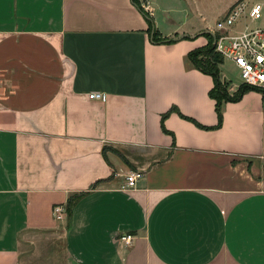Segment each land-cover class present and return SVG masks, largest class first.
Masks as SVG:
<instances>
[{
    "label": "crops",
    "instance_id": "obj_1",
    "mask_svg": "<svg viewBox=\"0 0 264 264\" xmlns=\"http://www.w3.org/2000/svg\"><path fill=\"white\" fill-rule=\"evenodd\" d=\"M137 1L147 16L0 0V264H264L263 98L223 103L214 129L180 117L216 123L212 79L186 59L212 26L197 0Z\"/></svg>",
    "mask_w": 264,
    "mask_h": 264
},
{
    "label": "built area",
    "instance_id": "obj_2",
    "mask_svg": "<svg viewBox=\"0 0 264 264\" xmlns=\"http://www.w3.org/2000/svg\"><path fill=\"white\" fill-rule=\"evenodd\" d=\"M264 15V2L249 3L239 0L232 4L222 18L214 24L212 31L213 49L222 59H227L238 70L241 83L264 90V28L250 29L246 20L253 21ZM243 21L245 24H243ZM241 22L243 29L234 31V26ZM90 98H99V93L88 94ZM141 170H130L123 175L122 189L134 187L142 178ZM64 207L55 204L51 207V215L62 219ZM123 244H129L132 235L117 237Z\"/></svg>",
    "mask_w": 264,
    "mask_h": 264
},
{
    "label": "trees",
    "instance_id": "obj_3",
    "mask_svg": "<svg viewBox=\"0 0 264 264\" xmlns=\"http://www.w3.org/2000/svg\"><path fill=\"white\" fill-rule=\"evenodd\" d=\"M132 2L143 12V10L140 7L139 2L137 0H132ZM143 15L147 16V14L145 12H143ZM203 36L206 39L205 44L190 50L186 54V59L190 63L191 66H193L194 68H196L200 72L209 75L212 79V86L208 90L207 95L209 98L213 99V101H214V111L216 113V123L213 126H203L201 124L196 123L191 118H188V117L182 115L178 111H177V114L180 117L193 122L197 127L201 128V129L217 128L221 124L222 104L225 102H235V101L239 100L241 95L248 90H255V91L260 92V94L263 98V109H264V90L261 91L255 87L247 86L243 83H240L241 85L238 86V88H236V90L231 92V93L227 90L228 82H225L224 80H222L220 78V73H219V65L222 63L223 59L221 56H219L214 51L213 47L211 46L213 37L211 35H209L208 33L203 34ZM151 40L153 42H161L163 40V38L160 37L159 34L155 30H153L151 33ZM167 42H170V40ZM200 55L205 57L204 60H201V62L204 63L205 67L199 64L200 60H197V57ZM207 67H209V68H207ZM173 110H175V109L169 108L166 112L161 114V121L163 120V118L165 116H167V114L169 112H171ZM161 128L163 131H165L164 128L162 127V125H161ZM98 181H95L92 185L96 184ZM72 199H73V197L67 201L66 212L68 211V207L70 206Z\"/></svg>",
    "mask_w": 264,
    "mask_h": 264
},
{
    "label": "rangeland",
    "instance_id": "obj_4",
    "mask_svg": "<svg viewBox=\"0 0 264 264\" xmlns=\"http://www.w3.org/2000/svg\"><path fill=\"white\" fill-rule=\"evenodd\" d=\"M226 1H228V0H197V12H198V9H200L201 13L203 14V16L205 18L207 25L210 27L212 26L211 29H214L213 24L215 23L216 19L218 18L216 15L217 8L220 9V7ZM237 1H239V0H236L235 2H237ZM247 1H249L250 3H253V2H258L261 0H247ZM197 17H198V15H197ZM220 18H222V17L220 16L218 19H220ZM197 21H198V19H197ZM246 23H248L247 25L249 26L250 29H252V28H264V15H262L259 19H256V20H253L250 22L248 20H246ZM239 29H241L240 26H239ZM204 59H205V57L201 56V55L197 57V60H200L199 64L202 66H204V63H202L201 60H204ZM207 68H209V67H207ZM221 70H222L223 74L225 75V77L228 78L229 81H231L232 85L238 84L237 88H238V86L241 85L240 84L241 79L238 75V70L234 67V65L229 60L223 59ZM227 90H228V84H227Z\"/></svg>",
    "mask_w": 264,
    "mask_h": 264
},
{
    "label": "water",
    "instance_id": "obj_5",
    "mask_svg": "<svg viewBox=\"0 0 264 264\" xmlns=\"http://www.w3.org/2000/svg\"><path fill=\"white\" fill-rule=\"evenodd\" d=\"M207 33V32H206ZM211 36H212V32H208ZM211 46L213 47V43L211 44Z\"/></svg>",
    "mask_w": 264,
    "mask_h": 264
}]
</instances>
